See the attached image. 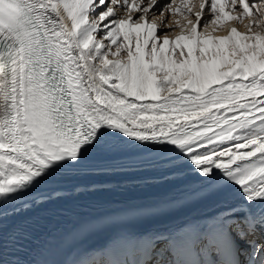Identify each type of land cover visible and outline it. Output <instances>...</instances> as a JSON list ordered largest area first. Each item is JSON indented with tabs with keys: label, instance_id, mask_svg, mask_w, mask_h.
I'll use <instances>...</instances> for the list:
<instances>
[{
	"label": "snow or ice",
	"instance_id": "6c2138e0",
	"mask_svg": "<svg viewBox=\"0 0 264 264\" xmlns=\"http://www.w3.org/2000/svg\"><path fill=\"white\" fill-rule=\"evenodd\" d=\"M100 148L157 149L223 197L137 242L143 264H264V0H0V208ZM0 264H29L5 258L2 222Z\"/></svg>",
	"mask_w": 264,
	"mask_h": 264
},
{
	"label": "bare ground",
	"instance_id": "6f19581e",
	"mask_svg": "<svg viewBox=\"0 0 264 264\" xmlns=\"http://www.w3.org/2000/svg\"><path fill=\"white\" fill-rule=\"evenodd\" d=\"M238 27L243 30V26ZM186 181L198 182L199 179L187 168L182 167L181 161L170 157L153 162H136L104 168L73 167L60 170L32 192L17 198H26L25 202L15 204L14 200L8 209L0 210L3 235H6L3 241L10 234L25 227L28 217L32 215L31 210L73 203L78 198L94 197L95 194L121 196L129 193L147 199V203L158 200L177 202L168 213L150 218L122 220L120 217H113V214L92 218L101 222L111 219L113 223L110 227H99L83 238L72 230L71 236L49 246L50 251L54 246L56 252L74 253L77 250L76 253L84 254V260H89L90 264H96L98 260L104 264L105 260L101 255L103 244L119 228H125L131 233L132 240L139 242L158 232L179 228L190 219L210 214L218 207L223 199L219 194L170 199L171 193L177 191ZM51 189L54 191L50 192ZM202 198L209 199L197 202V199ZM45 262L46 260L40 261V264Z\"/></svg>",
	"mask_w": 264,
	"mask_h": 264
},
{
	"label": "rangeland",
	"instance_id": "374dc122",
	"mask_svg": "<svg viewBox=\"0 0 264 264\" xmlns=\"http://www.w3.org/2000/svg\"><path fill=\"white\" fill-rule=\"evenodd\" d=\"M250 2H251V0H250ZM138 184H140V183H138ZM6 237V235L4 234L3 235V239ZM8 237V236H7ZM4 242V241H3ZM102 263V261L101 260H98V262H96V264H101Z\"/></svg>",
	"mask_w": 264,
	"mask_h": 264
}]
</instances>
